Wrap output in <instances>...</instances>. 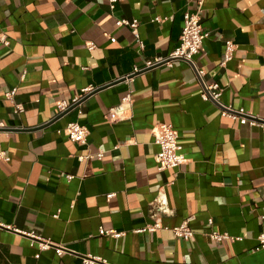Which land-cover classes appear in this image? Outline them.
Instances as JSON below:
<instances>
[{
    "label": "crops",
    "instance_id": "obj_1",
    "mask_svg": "<svg viewBox=\"0 0 264 264\" xmlns=\"http://www.w3.org/2000/svg\"><path fill=\"white\" fill-rule=\"evenodd\" d=\"M193 9V0H122L114 10L108 0H0L9 41H0V154L9 159H0V264H264V130L203 101L184 61L133 74L169 57ZM120 19L140 21L143 49ZM201 22L196 69L221 86L223 104L264 119V0H205ZM227 41L236 49L222 66ZM87 87L96 90L59 113ZM14 89L20 114L7 99ZM129 90L131 109L118 116ZM70 122L87 128L86 144L69 140ZM162 124L178 131L186 162L160 172L152 130ZM99 151L101 160L81 159ZM158 202L166 213L153 211ZM155 219L162 227L151 232ZM185 221L189 241L171 231Z\"/></svg>",
    "mask_w": 264,
    "mask_h": 264
},
{
    "label": "built area",
    "instance_id": "obj_2",
    "mask_svg": "<svg viewBox=\"0 0 264 264\" xmlns=\"http://www.w3.org/2000/svg\"><path fill=\"white\" fill-rule=\"evenodd\" d=\"M109 6L111 10H114L116 4L122 0H108ZM194 2V9L188 10L184 14V27L182 29L181 37H180V44L179 46L166 58H158L152 61H148L145 65L141 68L136 67L134 71V75L141 71H146L156 66L160 65H167L168 67L173 66L174 61H184L191 65L195 70L196 76L202 84V91H201V99L205 102H212L216 104L220 109V114L224 118L232 119L235 121H239L242 124H248L252 127H260L264 130V119L255 115H252L245 111L244 109H234L229 105H225L221 102V96L223 89L218 83H211L208 84L205 82V74L196 69L195 66V57L200 54L203 48L204 39L207 37V34L204 33L202 22H201V14L204 10V3L205 0H193ZM155 21H160V19H155ZM118 27L126 26L128 27L131 32L133 33L134 37L139 41L140 48H144V43L140 40L139 35V27L140 21L137 19L134 20H123L120 19L117 21ZM0 41L4 45H9V41L6 36H2ZM90 50H93L94 47L90 46ZM236 49L235 43L232 41L226 42V50H225V57L222 62V66L230 61L233 58L234 51ZM132 75V76H134ZM128 77V81H132L133 77ZM126 80V79H125ZM96 89L94 87H87L81 90V93L77 95L70 104L61 103L58 105L59 113H63L67 111L72 106H78L84 99H86L89 95H91ZM17 93V89L12 90L7 94V99L11 101L14 105V112L20 114L24 111L22 105L16 104L14 101V97ZM132 95L133 91L129 90L127 95L122 99L120 105L113 109L115 114L118 116H123L126 111H130L131 103H132ZM5 128L4 123L0 122V129ZM65 131L68 135L70 141L76 144H86L89 132L87 128L81 125L78 122H70L65 128ZM153 138L156 145L159 147V151L156 155V164L157 170L160 172L179 168L186 162L185 155L182 153V147L179 144V134L178 131L169 124H162L157 125L153 128ZM104 157V151H99L95 155H87L85 157H81V159H93L97 158L101 160ZM8 161L7 157H2L0 154V159ZM73 177L71 175L67 176V179L70 181ZM159 203V202H158ZM158 206L153 205V211L156 209L159 210L161 213H166V209L164 203L157 204ZM156 216L155 213L152 214L154 218ZM212 224V221L210 220ZM162 227L161 222L158 219H155V223L148 227V230L151 232H156L158 229ZM173 234L180 239L185 241L191 240L195 236V232L190 227L189 221L183 222L181 225L174 227L171 229ZM102 235H107L115 238H119L122 236L121 233H117L115 231H104L101 230ZM211 238L214 241H222L224 239L229 238L227 235H221L218 233H212ZM39 247L42 250L50 249L51 245L48 242H44L39 239ZM259 246L257 250L264 249V233H261L258 236ZM58 254H62L63 250L58 248ZM96 259L92 257H84L82 259L81 264H95Z\"/></svg>",
    "mask_w": 264,
    "mask_h": 264
},
{
    "label": "water",
    "instance_id": "obj_3",
    "mask_svg": "<svg viewBox=\"0 0 264 264\" xmlns=\"http://www.w3.org/2000/svg\"><path fill=\"white\" fill-rule=\"evenodd\" d=\"M123 80H125V79H123ZM77 106H72V107H70L66 112H68V111H71V110H73L74 108H76Z\"/></svg>",
    "mask_w": 264,
    "mask_h": 264
}]
</instances>
